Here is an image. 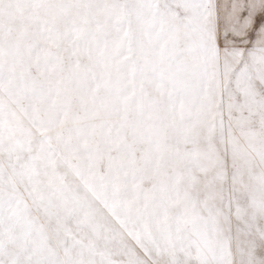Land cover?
Wrapping results in <instances>:
<instances>
[{"label":"snow or ice","instance_id":"snow-or-ice-1","mask_svg":"<svg viewBox=\"0 0 264 264\" xmlns=\"http://www.w3.org/2000/svg\"><path fill=\"white\" fill-rule=\"evenodd\" d=\"M0 264H264V0H0Z\"/></svg>","mask_w":264,"mask_h":264}]
</instances>
